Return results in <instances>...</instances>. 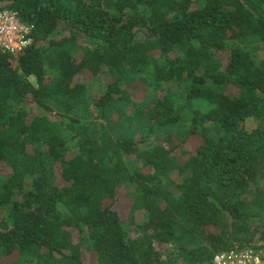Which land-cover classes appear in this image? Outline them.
Here are the masks:
<instances>
[{
	"label": "trees",
	"instance_id": "16d2710c",
	"mask_svg": "<svg viewBox=\"0 0 264 264\" xmlns=\"http://www.w3.org/2000/svg\"><path fill=\"white\" fill-rule=\"evenodd\" d=\"M0 10L33 27L0 52V264H211L264 246V0Z\"/></svg>",
	"mask_w": 264,
	"mask_h": 264
},
{
	"label": "built area",
	"instance_id": "2783aa9c",
	"mask_svg": "<svg viewBox=\"0 0 264 264\" xmlns=\"http://www.w3.org/2000/svg\"><path fill=\"white\" fill-rule=\"evenodd\" d=\"M32 29L20 22L17 13L0 10V52L12 56L22 53L31 45ZM211 264H264V246L219 252Z\"/></svg>",
	"mask_w": 264,
	"mask_h": 264
},
{
	"label": "rangeland",
	"instance_id": "374dc122",
	"mask_svg": "<svg viewBox=\"0 0 264 264\" xmlns=\"http://www.w3.org/2000/svg\"><path fill=\"white\" fill-rule=\"evenodd\" d=\"M31 80L34 82L33 79ZM248 125L252 127L253 121H250ZM6 173H7V170L3 166L0 165V175H5ZM130 206H131V200L128 197L127 193H125V191L120 192L118 194V201L115 205V210L119 213L121 219L125 222H127V219L129 217ZM143 220H144L143 215L138 214L137 221L141 222ZM162 252L164 253V250Z\"/></svg>",
	"mask_w": 264,
	"mask_h": 264
}]
</instances>
